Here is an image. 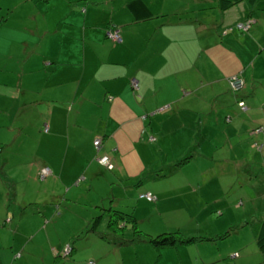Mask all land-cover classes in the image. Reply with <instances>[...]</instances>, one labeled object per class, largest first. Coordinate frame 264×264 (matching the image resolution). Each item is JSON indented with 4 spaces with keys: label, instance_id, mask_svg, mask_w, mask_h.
Here are the masks:
<instances>
[{
    "label": "crops",
    "instance_id": "1",
    "mask_svg": "<svg viewBox=\"0 0 264 264\" xmlns=\"http://www.w3.org/2000/svg\"><path fill=\"white\" fill-rule=\"evenodd\" d=\"M0 3L5 7L0 9V236L6 238L0 243V264H8L12 253L10 264H18L25 238L31 240L35 231L66 214H71L72 227L80 228L86 222L80 218L84 206L90 208L89 215L131 209L128 203L116 204L112 191L99 198L100 205L89 198L85 204L88 194L80 191V184L90 188L93 179H117L126 198L134 185L135 191L143 189V164L156 162L149 152L159 153L152 143L171 137V144L181 145L185 154L199 148L201 139L206 141L199 136L206 135L202 127H210L212 97L206 108L205 96L202 102L197 99L198 109L193 105L195 91L216 81L206 80L205 74L217 66L225 80L235 74L242 77L260 58L251 37L263 30L264 0L253 5L242 0L226 10L218 8V0ZM245 21H250L244 30L248 34L237 26ZM110 27L118 28L120 41L109 37ZM133 78L136 89L131 87ZM227 94L218 93L214 102L221 111L234 112V99ZM238 97L235 102L252 96ZM246 102L252 106L253 101ZM96 137H102L98 152L93 146ZM253 144L258 150L263 147ZM99 154L109 156L113 169L96 161ZM189 158L175 165L182 167ZM44 168L48 173L42 181ZM42 184L49 189L46 194ZM21 185L32 195H20ZM130 213L139 221L135 209ZM99 237L134 248L145 242ZM57 247L52 248L55 258ZM152 248L158 264L170 247Z\"/></svg>",
    "mask_w": 264,
    "mask_h": 264
},
{
    "label": "rangeland",
    "instance_id": "2",
    "mask_svg": "<svg viewBox=\"0 0 264 264\" xmlns=\"http://www.w3.org/2000/svg\"><path fill=\"white\" fill-rule=\"evenodd\" d=\"M4 8L0 7L2 12ZM261 24L263 30L257 32V38L251 37L258 44L256 54L259 53L260 58L255 67L251 65L241 77L245 84L248 83L247 88L243 85L237 91L231 90L229 80L236 74L225 80L222 78L224 72L213 66L210 74H205V78L216 81L205 83L195 91V109L200 107L197 99L202 102L205 96L206 108L208 97H212L209 104L211 112L207 113L211 115L210 127H202L206 135L199 136L206 138V141L201 139L199 148L195 146L185 154L180 152L181 145L171 144V137L161 139L160 143L151 142L159 153H148L151 157L155 154L156 162L149 166L143 164L141 190L143 193L151 192L155 201L140 200L141 190L135 191L138 187L136 185L131 187L128 198L124 197L125 190L118 185L117 179H93L90 188L80 184V191L88 194V197L84 196L85 204L88 202L87 198L91 204L99 203L102 195L112 191L117 198L116 204L120 207L125 203L133 206L121 211L130 213L135 209L139 220L138 229L143 233L155 236L177 231L183 237L209 238L192 243H178L164 249L158 264H264V254L258 251L255 233V223L264 217V132L251 131L264 126V20ZM217 37L220 41L222 33ZM246 41L251 43L249 39ZM2 47L4 44L0 41V48ZM218 93H228L234 99L230 104L234 112L225 113L218 109V103L214 102ZM246 94L252 97H245V105L240 107L235 98L237 100L238 95L244 97ZM221 98L223 99V95ZM247 99L253 101L252 106L246 102ZM217 100L220 101L219 98ZM153 133L154 130L146 135L147 142ZM254 142L263 144L262 149L258 150ZM189 155L188 163L182 167L176 166V163ZM44 177L40 179L43 181L46 179ZM29 185L31 189L32 184ZM25 186H20L19 194L27 192L32 195L31 191L25 190ZM39 187L43 188V194L49 192L43 184ZM106 203L107 200L104 201ZM69 204L72 205L73 202ZM8 205L12 207L10 203H6ZM89 210L84 206V215L80 218H85L86 222L78 229L77 226L73 228L70 223L71 214H66L55 221V224H49L46 229L35 231L31 240L25 238L24 256L19 258L18 264H87L89 261H97L98 264H155L157 253L148 242L134 248L120 246L114 239L109 242L100 238L99 232L109 231L107 212L101 210L89 215ZM8 211L11 217V208ZM101 214L97 231H90L87 221ZM115 234L119 239H129L133 233L130 227H126L122 235ZM4 241L6 238L0 236V243ZM55 245H58L57 258L52 252ZM13 256L14 253L10 255L8 264Z\"/></svg>",
    "mask_w": 264,
    "mask_h": 264
},
{
    "label": "trees",
    "instance_id": "3",
    "mask_svg": "<svg viewBox=\"0 0 264 264\" xmlns=\"http://www.w3.org/2000/svg\"><path fill=\"white\" fill-rule=\"evenodd\" d=\"M240 1L242 0H218V8L220 10H226ZM245 1L247 2L248 5H253L258 0H245ZM241 31L244 30L241 29ZM235 76L238 77L240 75H235ZM243 85H244V81H243ZM240 101H242L244 104L243 100H238L237 103ZM257 128H264V126H259ZM189 156H185L182 160L187 161ZM107 211L109 213L108 221H107L108 223L107 226L109 231L107 234L113 235L114 237L116 235L115 233H119L120 235H122V231L124 228L127 227V225H129V227L132 229V233H133L132 237L130 239L118 238L120 243L145 241L148 242L152 247L156 249H160L163 247H171L178 243H192L198 240L209 239L207 237H183L180 236V233L177 231L163 232L158 235L151 236L146 233H143L141 230L138 229V221L131 213H125L123 211L116 209H107ZM101 217H102L101 215H97L92 219L91 224L88 228L90 231H96L99 223L101 222L102 219ZM255 224H256V231H255L256 245L258 250L264 254V217L258 220ZM99 234H101V236L109 237V235L107 234H103V233H99Z\"/></svg>",
    "mask_w": 264,
    "mask_h": 264
},
{
    "label": "built area",
    "instance_id": "4",
    "mask_svg": "<svg viewBox=\"0 0 264 264\" xmlns=\"http://www.w3.org/2000/svg\"><path fill=\"white\" fill-rule=\"evenodd\" d=\"M249 23L250 21H246L244 23H239L237 26L238 28L242 29V30H247L248 27H249ZM108 35L109 37L113 40V41H120V35H119V30L118 28L116 27H111L109 30H108ZM230 88L231 90H234V91H237L239 89L242 88L243 86V79L240 77V76H234L232 79L230 78ZM131 87L133 89H136L137 88V81L133 78L131 79ZM238 105L240 107H244V104L242 101L238 102ZM44 131H47V127L44 128ZM263 131V128H256L255 130H253L254 133H260ZM150 139H153V137H150ZM101 141L102 139L100 137H96L94 140H93V146L96 150V152H98V150L100 149L101 147ZM96 161L103 167L107 168V169H113L114 165L111 161V159L109 158L108 155L106 154H99L96 156ZM48 173V169L47 168H44L41 170L40 172V176L41 177H44L46 174ZM139 198H142V199H146L147 201H152L155 199V197L153 196V194L151 192H145V193H141L139 194ZM237 254L235 253L234 256H236ZM87 264H96L95 261H89Z\"/></svg>",
    "mask_w": 264,
    "mask_h": 264
}]
</instances>
